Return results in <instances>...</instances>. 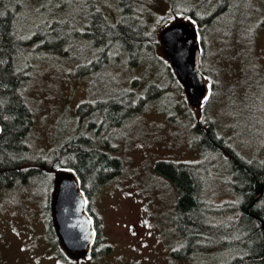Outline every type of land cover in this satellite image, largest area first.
<instances>
[{"label": "rangeland", "instance_id": "obj_1", "mask_svg": "<svg viewBox=\"0 0 264 264\" xmlns=\"http://www.w3.org/2000/svg\"><path fill=\"white\" fill-rule=\"evenodd\" d=\"M14 1L23 6L22 35L37 40L31 44L32 51L27 49L30 77L23 90L33 117L27 166L39 171L29 177L28 185L0 188V264H221L237 255L238 247L215 246L187 260L173 256L181 249L174 224L178 194L157 175L154 165L158 161L204 163L207 167L200 177L206 196L217 206L227 203L229 213L221 218L234 217L237 201L223 189L230 176L229 161L226 166L224 148L216 146L213 135L240 156L264 161V4L238 0L239 7L228 13L221 31L207 37L209 45L201 61L206 74L200 71L206 94L195 107L178 79L173 81L165 69L169 62L162 33L187 22L180 12L170 10L167 0H140L141 16L160 45L153 46L158 61L151 55L132 69L125 56L115 59V55L103 67L90 65L95 58L91 42L75 37L85 30L79 17L86 12L87 0ZM209 1L175 0L176 7L186 8L207 7ZM104 6L114 22L118 17L114 0H104ZM255 23L262 26L254 30L247 46L249 27ZM38 43L64 48L34 51ZM81 64L88 71L84 76L77 74ZM151 85L164 88V95L134 113L140 105L138 97H144ZM114 99L125 107L117 118L106 117L96 107L91 115L77 111L85 102ZM79 136L119 158L122 169L94 196L85 198L86 211L89 208L101 221L99 244L110 251L73 261L57 247L50 225L51 196L61 174L50 160L54 149ZM237 237L233 233L227 241L234 243L240 240Z\"/></svg>", "mask_w": 264, "mask_h": 264}, {"label": "trees", "instance_id": "obj_2", "mask_svg": "<svg viewBox=\"0 0 264 264\" xmlns=\"http://www.w3.org/2000/svg\"><path fill=\"white\" fill-rule=\"evenodd\" d=\"M141 1L114 0L116 12L118 11L114 22L109 21L106 16L104 0L86 1V12L79 17L85 30L75 37L91 42L94 48L91 47V51H95V58L90 65L103 67L105 63L112 61L115 55V59L125 56L128 67L132 69L141 60L153 54V46L160 43L153 41L154 30L152 31L151 25L147 26L148 23L141 16ZM167 1L170 10L180 12L200 36V71L206 74L205 70L202 71L201 61L209 45L207 37L221 31V25L227 19L228 13L239 7L240 2L210 0L207 7L198 5L186 8L184 4L178 5L182 7H176L175 0ZM257 1L264 4V0ZM22 9L23 6L18 1L0 0V187L6 189L28 185L29 177L39 171L27 166L30 154L28 138L33 117L23 90L30 77L27 49L31 50V44L37 40H30L22 35L19 28ZM262 23L251 24L253 27L249 25L252 29L248 26L250 36L245 41L247 46L251 45V39L256 32L254 30L259 26L261 28ZM73 41L67 43L72 44ZM60 47L64 48V45L54 47L41 46L38 43L37 50L34 51H52ZM151 57L153 61L157 60L154 55ZM165 69L168 76L175 81L177 78L173 75L170 65L165 64ZM76 70L78 75L88 74L85 64L79 65ZM148 91L144 97H138L140 105L134 109V113L150 99L153 101L161 98L165 92L164 88L155 85H151ZM152 91L155 93L150 95ZM129 94L133 95L132 92ZM116 100L93 104L85 102L78 106L77 111L82 116L91 115L96 107L103 109L106 117L117 118L124 112L125 107ZM87 108H90L88 113ZM133 114L123 119L118 118L114 125H121ZM209 133L212 134L210 129ZM84 137L65 140L60 148L53 150L54 155L50 163L61 173L75 175L80 191L86 199H90L120 173L122 163L119 158L93 148V142ZM213 138L218 143L216 146L224 148L226 166L229 161L230 168L227 166L226 170L230 176L226 177L223 189L237 201L233 204V218H221L229 213L225 206L227 203L217 206L212 198L206 196V184L200 176L207 165L202 162L192 164L171 161H158L154 165L157 175L164 181H170L178 194L174 205V224L181 249L176 250L173 256L178 260H187L208 248L228 246L238 247V254L221 264H264V161L244 158L223 145L221 138H217L215 134ZM86 212L93 219L96 232L91 256L109 252V246L99 244L100 219L93 215L89 208ZM233 233L237 234L240 240L229 243L227 237Z\"/></svg>", "mask_w": 264, "mask_h": 264}, {"label": "water", "instance_id": "obj_3", "mask_svg": "<svg viewBox=\"0 0 264 264\" xmlns=\"http://www.w3.org/2000/svg\"><path fill=\"white\" fill-rule=\"evenodd\" d=\"M162 45L170 67L185 89L191 104L198 107L206 85L200 72V43L191 23L179 22L162 33ZM52 199L53 222L64 251L87 256L95 238L93 219L85 211L86 199L75 175L61 173L55 179Z\"/></svg>", "mask_w": 264, "mask_h": 264}, {"label": "flooded vegetation", "instance_id": "obj_4", "mask_svg": "<svg viewBox=\"0 0 264 264\" xmlns=\"http://www.w3.org/2000/svg\"><path fill=\"white\" fill-rule=\"evenodd\" d=\"M202 102V101H201ZM93 148H95V146H93ZM95 149H97V148H95ZM98 150V149H97ZM98 151H101V150H98ZM101 152H103V151H101ZM167 183H169L170 185H172L171 184V182L170 181H166ZM0 188H2V187H0ZM6 189V188H5ZM55 189H56V186L54 185V188H53V193H52V196H51V204H52V199H53V196H54V192H55ZM86 211V210H85ZM50 216H51V222H50V225H51V229L53 230V231H55V235H56V240H55V242H56V244H57V247H61L60 249H62V251H63V253L67 256V258L68 259H72L73 261H79V258L80 257H82L81 255H79V254H73V255H69V254H67L65 251H64V249L62 248V245H61V243H60V241H59V239H58V235H57V231H56V228H55V226H54V222H53V213H52V206H51V214H50ZM91 247H92V245H91ZM91 255V248H90V252H89V254L87 255V256H90ZM87 256H85V257H87Z\"/></svg>", "mask_w": 264, "mask_h": 264}]
</instances>
